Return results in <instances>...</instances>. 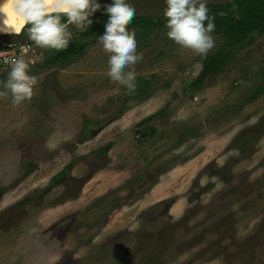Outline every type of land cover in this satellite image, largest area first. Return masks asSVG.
Returning a JSON list of instances; mask_svg holds the SVG:
<instances>
[{
  "label": "rangeland",
  "instance_id": "obj_1",
  "mask_svg": "<svg viewBox=\"0 0 264 264\" xmlns=\"http://www.w3.org/2000/svg\"><path fill=\"white\" fill-rule=\"evenodd\" d=\"M129 30L143 57L134 94L114 91L94 37L64 66L41 67L57 51L34 44L32 98L0 97L2 264H31L32 245L10 244L43 218L65 248L50 264H264V34L196 87L203 57L165 26ZM212 36L207 57L224 44Z\"/></svg>",
  "mask_w": 264,
  "mask_h": 264
},
{
  "label": "clouds",
  "instance_id": "obj_2",
  "mask_svg": "<svg viewBox=\"0 0 264 264\" xmlns=\"http://www.w3.org/2000/svg\"><path fill=\"white\" fill-rule=\"evenodd\" d=\"M164 4L167 38L206 58L215 47L212 33L216 27L215 18L208 14V0H164ZM100 8L98 0H0V34L19 35L27 27L29 41L59 52L68 48L73 31L92 25L89 17ZM105 14L108 19L97 42L108 54L106 74L120 86L114 89L116 93L123 88L125 94H134V66L143 57L137 52L135 31L126 26L135 9L126 0H112L105 6ZM62 17L67 22H62ZM3 63L9 65L10 71L6 80L0 81V97L10 94L11 104L18 107L32 98L36 78L29 74V65L23 58H4Z\"/></svg>",
  "mask_w": 264,
  "mask_h": 264
},
{
  "label": "trees",
  "instance_id": "obj_3",
  "mask_svg": "<svg viewBox=\"0 0 264 264\" xmlns=\"http://www.w3.org/2000/svg\"><path fill=\"white\" fill-rule=\"evenodd\" d=\"M208 14L215 18L216 27L213 34L221 35L224 38V44L215 54L202 60V69L193 83L196 87H200L206 78L217 75L231 63L234 54L233 49L251 42L255 35L264 34V0H237L227 5L210 7ZM107 19V15H98L92 25L79 38L71 39L66 50L56 52L41 67L64 66L70 58L82 55L87 44L86 39L102 35ZM62 22H67V18L62 17ZM165 24V18L153 19L133 16L126 27L128 29L141 28L148 31L153 28H162ZM2 47L0 46V48ZM161 114L162 112H158L152 117L142 120L136 125V128L144 127Z\"/></svg>",
  "mask_w": 264,
  "mask_h": 264
},
{
  "label": "crops",
  "instance_id": "obj_4",
  "mask_svg": "<svg viewBox=\"0 0 264 264\" xmlns=\"http://www.w3.org/2000/svg\"><path fill=\"white\" fill-rule=\"evenodd\" d=\"M151 101H152V99H151ZM150 102V101H149ZM147 103L148 102H146V103H144V105H147ZM154 104V103H153ZM153 104L151 105V104H149V105H147V108H146V110L147 111H149V112H151L152 110L151 109H154V107H152L153 106ZM155 106V105H154ZM156 109V108H155ZM154 111V110H153ZM158 112H159V110H157ZM158 112H155L154 111V113H152V114H155V113H158ZM127 116H132V115H135V118H136V114H134L133 113V111L132 110H130L129 111V113H127L126 114ZM134 117V116H133ZM141 122V121H140ZM139 122H136V124H138ZM44 219V218H43ZM43 219H37V220H34L33 222H32V224H30V225H25L26 226V228L25 227H23V233H22V235H21V241L20 242H17L16 243V237H15V239L13 240V241H15V243H14V246L12 247V243L10 244V246H11V248L9 249V254H10V252L13 250V249H15V248H20V247H25V246H27V245H32L34 248H33V251H27V250H23V251H21L22 252V255H23V258H24V260H30V261H32L31 262V264H50V263H54V262H56V261H59L60 259V256H61V254H62V252L64 251L63 249H65V248H62V245H60L59 247H57V244H60V242H59V240H58V238L56 237V239H55V241H56V245H50L49 244V241H50V239L51 238H53L52 236L49 238V240H48V238L46 237V236H43V234L44 235H46V233H47V231L45 230L47 227H51V226H53L54 225V223H56V220H54V221H52L51 222V224H46V223H44L45 222V220H43ZM47 221V220H46ZM19 227H21V226H19ZM41 232V234H40V236L39 237H37V238H35V236L36 235H38L39 233ZM18 234H19V232H18ZM54 239V238H53ZM36 243H39V246H40V248H42V249H44V250H46V252H47V257H46V259L45 260H43V261H41V262H39L38 261V254H37V247H36ZM53 248H55V249H58V252H59V258H55V260H50L49 259V257H50V253H49V251H51V250H53ZM62 248V249H61ZM61 249V250H60ZM1 250H2V248L0 249V264H2L4 261H7V257H5L4 255H1ZM4 250V249H3ZM2 250V251H3ZM62 251V252H61ZM20 256H21V254H20ZM6 259V260H5ZM48 260V261H47ZM22 262V261H21ZM11 264H13L12 263V260H11Z\"/></svg>",
  "mask_w": 264,
  "mask_h": 264
},
{
  "label": "water",
  "instance_id": "obj_5",
  "mask_svg": "<svg viewBox=\"0 0 264 264\" xmlns=\"http://www.w3.org/2000/svg\"><path fill=\"white\" fill-rule=\"evenodd\" d=\"M237 0H208L207 6L217 7L222 5H227L233 3ZM101 4V8L89 19L93 20L95 16L105 13V6L110 4L112 0H98ZM131 6L135 9L134 16L153 18V19H163V9L165 8L164 0H126ZM71 28V25H69ZM77 31H73L75 33ZM72 33V34H73ZM22 43H31L27 38V35H24L22 32L19 35H9L0 37V46L3 47H12Z\"/></svg>",
  "mask_w": 264,
  "mask_h": 264
},
{
  "label": "built area",
  "instance_id": "obj_6",
  "mask_svg": "<svg viewBox=\"0 0 264 264\" xmlns=\"http://www.w3.org/2000/svg\"><path fill=\"white\" fill-rule=\"evenodd\" d=\"M38 56V50L35 48L34 44L22 43L12 47H2L0 48V72L10 71V67L3 63L4 58H23L28 65L34 63L33 59Z\"/></svg>",
  "mask_w": 264,
  "mask_h": 264
},
{
  "label": "flooded vegetation",
  "instance_id": "obj_7",
  "mask_svg": "<svg viewBox=\"0 0 264 264\" xmlns=\"http://www.w3.org/2000/svg\"><path fill=\"white\" fill-rule=\"evenodd\" d=\"M99 15H106V14H99ZM97 16H98V15H97ZM97 16H95L94 19H95ZM94 19H93L92 21H94ZM90 26H91V25H90ZM90 26H89V27H90ZM87 28H88V27H87ZM87 28H86V29H82V30H84V32H85V31L87 30ZM26 30H27V27L24 29V31H22V33H23L24 35H27V31H26ZM82 30H79V31H82ZM79 31H77V32H79ZM84 32H82V34H83ZM75 33H76V32H75ZM73 34H74V33H73ZM73 34H72V35H73ZM90 38H94V37H90ZM90 38H87L86 40H88V39H90Z\"/></svg>",
  "mask_w": 264,
  "mask_h": 264
},
{
  "label": "bare ground",
  "instance_id": "obj_8",
  "mask_svg": "<svg viewBox=\"0 0 264 264\" xmlns=\"http://www.w3.org/2000/svg\"><path fill=\"white\" fill-rule=\"evenodd\" d=\"M105 12V11H104ZM10 34H0V37L1 36H9ZM11 35H15V34H11Z\"/></svg>",
  "mask_w": 264,
  "mask_h": 264
}]
</instances>
